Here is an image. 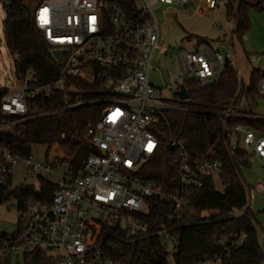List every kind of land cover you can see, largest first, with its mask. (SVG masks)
Segmentation results:
<instances>
[{"label":"built area","instance_id":"built-area-1","mask_svg":"<svg viewBox=\"0 0 264 264\" xmlns=\"http://www.w3.org/2000/svg\"><path fill=\"white\" fill-rule=\"evenodd\" d=\"M0 1L5 21L9 2ZM22 1L31 2L35 27L52 52L63 53L62 60L56 61L60 65L58 78L47 85L40 84L29 69L23 79L0 86L6 92L2 111L30 122L84 106L103 108L99 121L86 131L94 153L78 173L59 153L51 151L49 158L41 160L14 155L0 145V186L8 178L13 180L18 165H24L39 184L38 188L26 185L33 192L22 203L13 198L17 202L15 231L11 235L0 232V264H22L25 256L35 252L47 254L52 264H121L100 249L102 227L115 228L128 239L149 236L151 206L165 203L179 213L188 206L192 189L201 188L204 179L219 180L221 174L219 162L194 160L177 145L182 156L180 187L173 195L165 196L160 185L139 176L157 151L153 128L164 114L180 111L264 123V117L234 110L207 111L179 104L189 101L178 96L181 87L188 92L186 83L209 87L224 74L229 60L209 47L179 53V71L171 75V89L177 91L173 100L161 98L150 83L160 40L153 7L163 4L203 13L215 11L221 0ZM167 51L163 46L161 52ZM160 77L163 80L161 73ZM257 88L264 96V79ZM53 97L61 98L63 106L43 112L42 104ZM230 149L244 153L251 163L258 162L264 171V130L236 125ZM254 192L264 194V181ZM158 234L173 257L179 241L166 226ZM201 264H223V258Z\"/></svg>","mask_w":264,"mask_h":264},{"label":"trees","instance_id":"trees-1","mask_svg":"<svg viewBox=\"0 0 264 264\" xmlns=\"http://www.w3.org/2000/svg\"><path fill=\"white\" fill-rule=\"evenodd\" d=\"M8 2L9 14L3 22V36L8 56L15 59L16 80L23 79L32 69L40 84L54 82L59 76L60 65L34 25L32 6L22 0ZM262 2L227 0V20L232 25L233 35L240 40L244 37L251 28L250 11L264 14ZM202 46L210 48L208 42L199 41L197 47ZM263 79L264 72L255 69L249 87L245 88L231 62L227 61L224 74L214 85L199 87L186 83L190 99L179 104L207 111L247 113L241 110L242 101L259 95L257 85ZM5 93L0 88V126H9L0 129V145L22 157L31 156L33 147L44 146L47 153H59L75 173L81 171L85 160L94 153L86 131L99 121L103 107L84 106L21 122L20 118L2 111ZM62 106L61 98L53 97L42 104V110L56 111ZM239 124L264 130V123L227 120L215 115L180 111L164 114L153 128L158 140L157 151L139 176L160 185L165 196L173 195L180 187L178 170L182 156L177 147L180 145L194 160L220 163L219 185L215 179H204L201 188L190 191L188 206L179 213H174L165 203L151 206L147 217L151 228L149 236L128 239L115 228L102 227L100 249L121 264H168L170 258L173 264H201L218 258H223V264H264V252L257 236V215L251 207L254 187L243 175L252 163L244 153L230 149L231 131ZM32 192L33 189L26 186L13 188L8 178L6 184L0 186V204L11 198H20L22 203ZM205 213L209 216L204 217ZM238 213L243 216L235 219L233 216ZM163 226L179 241L173 257L159 238ZM22 264H52V261L47 254L35 252L25 256Z\"/></svg>","mask_w":264,"mask_h":264},{"label":"rangeland","instance_id":"rangeland-1","mask_svg":"<svg viewBox=\"0 0 264 264\" xmlns=\"http://www.w3.org/2000/svg\"><path fill=\"white\" fill-rule=\"evenodd\" d=\"M29 3L31 5V2ZM226 3L227 0H221L215 11L203 13H197L195 9L184 10L178 6L163 4L153 7L159 25L160 40L152 62L154 70L150 74V83L157 89L161 98H175L177 91L171 89L174 84L171 75L179 71L177 56L183 50L197 51L199 41L208 42L212 52L222 54L231 62L245 88L249 87L250 77L255 69L264 72V14L253 9L250 11L251 28L240 40L233 35L232 25L227 20ZM262 4L264 6V1ZM3 22L0 1V86L10 85L16 80L15 59L8 56L5 48ZM163 46L168 49L166 53L161 52ZM241 110L264 117V96L258 95L255 99L243 100ZM49 154L44 146H35L32 149V155L37 159L49 158L53 153ZM243 175L252 187L264 181V171L258 162L252 163L250 169L243 171ZM12 179V187H39L37 179L27 172L24 165L14 167ZM216 182L219 185V181ZM16 204L13 198L0 204V232L5 235H11L15 231ZM251 207L257 215V236L264 252V194L253 192ZM206 216H209V213H205L204 217ZM169 264H173L172 258L169 259Z\"/></svg>","mask_w":264,"mask_h":264},{"label":"water","instance_id":"water-1","mask_svg":"<svg viewBox=\"0 0 264 264\" xmlns=\"http://www.w3.org/2000/svg\"><path fill=\"white\" fill-rule=\"evenodd\" d=\"M62 54L63 53H61L59 51H53L52 52V55H53V57L55 58V60L57 62H61ZM178 96H179L180 100H182V101H186V100L190 99V94H189V92L186 91V89L184 87H181L180 91L178 92ZM242 216H243L242 213H238V214L234 215L233 217L235 219H238V218H240Z\"/></svg>","mask_w":264,"mask_h":264}]
</instances>
